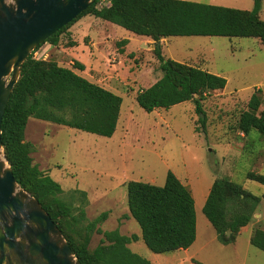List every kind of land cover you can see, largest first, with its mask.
<instances>
[{
  "label": "rangeland",
  "instance_id": "rangeland-1",
  "mask_svg": "<svg viewBox=\"0 0 264 264\" xmlns=\"http://www.w3.org/2000/svg\"><path fill=\"white\" fill-rule=\"evenodd\" d=\"M185 1L246 8L243 0ZM98 4L96 7L101 8ZM70 29L78 51L86 54L82 62L89 61V54L97 56L85 46L90 38L101 43L99 51L104 56L98 61V71L81 76L122 99L118 124L113 136L104 138L29 119L24 141L33 146V165L60 185L61 198L73 207L82 204L79 193L86 194L87 221L107 213L97 228L102 232L117 230L128 237L140 236V229L128 212L127 183L162 187L171 172L188 187L194 200V244L188 252L153 254L139 240L128 246L131 251L152 264H193V260L201 264H264V253L249 244L255 229L264 231V221L258 223L254 218L257 210L248 224L252 231L240 230L235 244L229 245L217 241L214 229L202 214L211 185L218 178H229L254 196L264 194V186L246 179L249 172L264 175V137L255 130L241 137L236 129L239 115L253 93L262 100L260 109L264 108V46L260 40L173 37L161 41L164 58L220 76L226 86L223 93L205 96L201 102L204 116L196 112L192 102L146 113L135 102V96L162 76L152 53L154 42L90 16ZM42 47L37 58L43 59L41 55L48 52ZM51 50L55 52L54 47ZM72 64L60 65L69 68ZM199 118L205 119L203 124ZM257 208L264 215V199ZM102 239V234L94 232L89 249Z\"/></svg>",
  "mask_w": 264,
  "mask_h": 264
},
{
  "label": "trees",
  "instance_id": "trees-1",
  "mask_svg": "<svg viewBox=\"0 0 264 264\" xmlns=\"http://www.w3.org/2000/svg\"><path fill=\"white\" fill-rule=\"evenodd\" d=\"M252 1L253 9L244 11L185 0H110L109 5L97 8V0L42 45L59 46L68 37L70 27L86 16L149 39L154 42L152 53L162 76L137 92V105L152 113L192 102L196 112L204 116L201 102L206 95L224 90L226 80L164 58L157 43L173 37H223L258 39L264 46V20L259 17L262 0ZM42 45L23 64L1 123L4 156L17 183L38 200L80 264H152L128 247L139 240L153 254L188 250L196 240L195 204L191 191L171 172L162 187L127 183L128 212L140 229V236L128 237L117 230L102 232L97 228L107 213L87 221L86 194L80 192L82 204L73 207L61 198L60 185L33 165V146L24 141L29 119L110 138L116 131L122 105L119 96L77 75L75 70H84L81 64L73 62L67 68L54 60L34 57ZM64 45L70 47L74 43L69 39ZM261 106V98L253 93L236 124L243 137L252 130L264 137ZM199 121L203 124L205 119ZM246 179L264 186V175L249 172ZM263 199L264 194L254 196L229 178H218L211 185L202 214L214 229L217 241L229 245L251 222ZM94 232L102 234L103 239L91 250L89 243ZM249 244L264 253V231L255 229ZM193 264L201 263L193 260Z\"/></svg>",
  "mask_w": 264,
  "mask_h": 264
},
{
  "label": "water",
  "instance_id": "water-1",
  "mask_svg": "<svg viewBox=\"0 0 264 264\" xmlns=\"http://www.w3.org/2000/svg\"><path fill=\"white\" fill-rule=\"evenodd\" d=\"M95 1L0 0V264H80L38 200L14 178L1 123L27 58Z\"/></svg>",
  "mask_w": 264,
  "mask_h": 264
},
{
  "label": "crops",
  "instance_id": "crops-1",
  "mask_svg": "<svg viewBox=\"0 0 264 264\" xmlns=\"http://www.w3.org/2000/svg\"><path fill=\"white\" fill-rule=\"evenodd\" d=\"M244 2H243V5L246 7V8H239L238 10H244V11H251L252 9H253V1L252 0H250V2L248 1V0H243ZM86 17H88V16H86ZM259 17L262 19V20H264L262 17H264V0H262V2H261V7H260V11H259ZM83 18H85V17H83ZM83 18H81V19H83ZM80 19V20H81ZM97 19V18H96ZM79 20V21H80ZM100 20V19H99ZM103 22H105V21H103ZM78 23V21L75 23V24H77ZM108 23V22H107ZM74 24V25H75ZM74 25H72L70 28H72ZM71 29H69L68 30V33H69V35H68V37H66V39H64L63 40V42H61V44L59 45V46H57V47H54V50H55V52H52V48H53V46H51V45H49V44H44L43 46H45V48H48V49H45L44 47H42V48H44V50H47L48 52L45 54V53H43L41 56H44L43 57V59L44 60H46L48 57H49V59H53L55 62H57L58 63V65H60L61 63H64V64H72L73 63V61H75V62H78L79 64H81L83 67H84V70L83 71H78V70H75L74 72L77 74V75H79V76H81V74H84V73H87V72H91V71H93V70H97L98 71V68H99V64H98V61H100V60H102V58H103V56L104 55H102L101 53H100V51H99V44H101V43H99L98 41H93V39H95V38H93V37H89L90 39H91V42H88V44L86 45L85 44V46H87V47H89L92 51L94 50L95 52H96V55L97 56H92V54H89L90 55V59H89V61L88 60H86L85 62H82V59L84 58V57H86V54H85V52L84 51H78V49H79V47L77 46V42L75 41V40H72L71 39V31H70ZM70 39V41H72L73 43H74V45L73 46H70V47H68V46H65L64 45V43L65 42H67L68 40ZM49 48H51L50 50H49ZM92 48H94V49H92ZM69 50L71 51V53L72 54H70V55H68V53H69ZM90 50V51H91ZM91 53V52H90ZM93 53V52H92ZM88 56V55H87ZM68 68V67H67ZM69 68H71V67H69ZM82 77V76H81ZM84 78V77H83ZM86 79V78H85ZM87 80V79H86ZM90 82V81H89ZM92 83V82H91ZM109 91V90H108ZM111 92V91H110ZM222 93H223V90L221 91ZM241 137H243V135L242 134H239ZM181 182V181H180ZM182 183V182H181ZM186 186V185H185ZM187 187V186H186ZM260 204V203H259ZM258 208H257V213L254 215V218H256V220H257V222L258 223H262L263 221H264V215H262V214H260V213H258ZM251 228V227H250ZM251 230V229H249V227H248V225L246 226V227H243L242 229H241V232L242 231H245V230ZM262 229H264V228H262ZM252 231V230H251ZM251 236V235H250ZM250 238V237H249ZM236 240H237V238H236ZM236 240H235V242H236ZM235 242L233 243V244H235ZM185 252H188V250H185Z\"/></svg>",
  "mask_w": 264,
  "mask_h": 264
},
{
  "label": "built area",
  "instance_id": "built-area-1",
  "mask_svg": "<svg viewBox=\"0 0 264 264\" xmlns=\"http://www.w3.org/2000/svg\"><path fill=\"white\" fill-rule=\"evenodd\" d=\"M110 4V0H99V6L104 7ZM34 57H37V53L34 54Z\"/></svg>",
  "mask_w": 264,
  "mask_h": 264
}]
</instances>
